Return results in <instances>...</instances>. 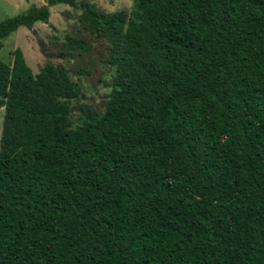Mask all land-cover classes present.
<instances>
[{
  "label": "trees",
  "instance_id": "obj_1",
  "mask_svg": "<svg viewBox=\"0 0 264 264\" xmlns=\"http://www.w3.org/2000/svg\"><path fill=\"white\" fill-rule=\"evenodd\" d=\"M132 1L0 21L1 51L79 8L115 67L100 113L66 67L0 58V107L42 138L0 157V264H264V0Z\"/></svg>",
  "mask_w": 264,
  "mask_h": 264
},
{
  "label": "rangeland",
  "instance_id": "obj_2",
  "mask_svg": "<svg viewBox=\"0 0 264 264\" xmlns=\"http://www.w3.org/2000/svg\"><path fill=\"white\" fill-rule=\"evenodd\" d=\"M80 1V0H77ZM101 11L113 13L118 10L131 11L132 0H88ZM47 0H0V21L15 16L31 6H42ZM49 21L36 22L32 29L20 27L4 39L0 58L12 64L17 49H21L26 62L34 74L47 61L66 67L83 92L81 103L97 110L105 111L107 97L112 89L115 67L109 61L108 42L96 39L81 20V10L67 4L50 7ZM69 35L83 38L89 50L80 54L64 45ZM81 68L88 72H80ZM71 115L75 122L80 115L79 103H74ZM10 108V107H9ZM23 113L0 107V157L9 156L21 145L34 144L42 140L34 132H24Z\"/></svg>",
  "mask_w": 264,
  "mask_h": 264
}]
</instances>
